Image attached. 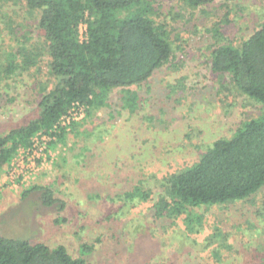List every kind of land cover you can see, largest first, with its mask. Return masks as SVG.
Wrapping results in <instances>:
<instances>
[{"label":"rangeland","instance_id":"374dc122","mask_svg":"<svg viewBox=\"0 0 264 264\" xmlns=\"http://www.w3.org/2000/svg\"><path fill=\"white\" fill-rule=\"evenodd\" d=\"M148 1L151 17L168 33L172 54L148 82L131 88L139 109H123V91L114 88L104 107L91 116L85 107L70 119L65 143L37 134L30 150L20 149L0 171V232L63 244L87 264H175L190 250L186 239L203 242L214 234L218 250L209 264H264V185L245 200L194 208L204 219L201 233L192 225L187 229L182 217L154 220L153 202L125 205L109 198L142 179L153 180L159 170L192 162L261 108L230 89L228 74L211 70L210 55L217 43L240 45L259 28L264 0H208L198 7L185 0ZM2 3L0 59L10 51L21 56L25 49L34 64L0 81V134L31 118L42 91L53 83L37 14L27 13L23 0ZM85 29L81 24L80 38ZM91 149L100 155L91 158ZM34 186L52 187L64 208L44 205ZM153 189L156 200L160 190ZM191 260L182 263L196 264Z\"/></svg>","mask_w":264,"mask_h":264},{"label":"trees","instance_id":"16d2710c","mask_svg":"<svg viewBox=\"0 0 264 264\" xmlns=\"http://www.w3.org/2000/svg\"><path fill=\"white\" fill-rule=\"evenodd\" d=\"M3 1L0 0V14ZM23 1L27 13L37 14V29L47 45L53 83L42 91L31 118L0 134V171L20 149L31 147L37 134L53 135L65 143L67 126L61 125L60 120L75 105L86 107L91 116L105 106L109 92L119 88L124 94L122 108L131 113L137 111L138 93L131 88L148 82L172 54L168 33L151 17L153 7L148 0ZM207 1L185 0L190 7ZM81 24L86 25L83 38L79 33ZM33 64V56L25 49L21 56L8 52L0 59V81ZM210 66L215 73L229 75L234 93L260 104L259 114L244 120L230 136L214 139L192 162L159 170L161 173L155 172L153 180L142 179L115 198L109 196L125 205L153 202L150 208L154 220L182 217L187 229L192 225L191 230L196 229L197 233L204 230V219L193 214L194 208L245 200L264 185V21L240 45L217 43L211 51ZM77 125L72 124L74 128ZM91 152V158L97 157L98 152ZM155 186L160 190L156 200ZM32 188L41 190L44 205L59 203L58 208H64V201L54 197L52 187ZM214 236L203 238V242L187 236L185 244L190 250L175 264L191 263V259L196 264H209L211 254L218 250L213 247ZM88 248L91 250L92 246ZM195 253L202 257L195 259ZM0 264L87 261L73 256L63 244L51 246L0 232Z\"/></svg>","mask_w":264,"mask_h":264},{"label":"built area","instance_id":"2783aa9c","mask_svg":"<svg viewBox=\"0 0 264 264\" xmlns=\"http://www.w3.org/2000/svg\"><path fill=\"white\" fill-rule=\"evenodd\" d=\"M84 106H81V105H75L69 112H68V114H66V115H63L62 116V118H61V120H60V123H61V125H63V126H67V124L69 123V121H70V119H75V116L78 114H80V113H82L83 112V110H84ZM50 136V135H49ZM34 142V141H33ZM34 144V143H33ZM32 144V145H33ZM33 146H31V147H29V148H32ZM26 149H28V148H26ZM28 150H30V149H28Z\"/></svg>","mask_w":264,"mask_h":264}]
</instances>
